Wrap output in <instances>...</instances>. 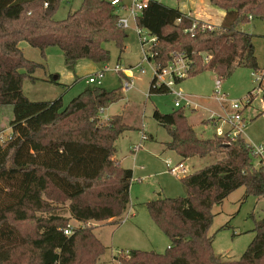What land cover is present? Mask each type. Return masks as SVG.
<instances>
[{"label":"trees","instance_id":"1","mask_svg":"<svg viewBox=\"0 0 264 264\" xmlns=\"http://www.w3.org/2000/svg\"><path fill=\"white\" fill-rule=\"evenodd\" d=\"M61 1L0 0V105H11L14 115L11 137L0 141V264H99L106 247L91 228L80 227L66 236L69 219L52 214L41 220L37 214L52 212L50 202L67 201L71 218L80 224H116L130 204L134 173L122 168L114 156L117 141L131 127L123 116L103 124L99 118L101 109L122 99L121 91L89 85L65 109L61 98L33 102L23 93L24 79L40 65L25 58L22 42L42 54L59 47L71 71L83 60L108 63L105 44L114 42L121 54L124 51L127 32L118 27V16L108 0H83L78 11L56 21ZM210 2L225 12L218 28L200 22L186 33L193 19L157 1L138 19V25L158 39L154 58L158 66H168L174 54L188 62L186 77L178 84L208 70L218 79L230 78L239 68L261 71L254 36L241 26L250 17L264 21V0ZM29 66L34 68L27 72ZM46 82L61 85L53 77ZM170 93L165 86L157 87L155 79L151 81L149 97ZM153 118L169 132L165 148L183 161L216 155L218 160L181 179L186 197L145 203L170 240L166 253L132 250L120 263L264 264V218L255 220L254 239L238 260L216 255L215 237L209 236L213 207L221 206L232 193L245 188L246 197L264 198V166H254L245 139H200L184 109L171 114L154 110ZM25 223H35L37 233L26 235L21 229Z\"/></svg>","mask_w":264,"mask_h":264},{"label":"rangeland","instance_id":"2","mask_svg":"<svg viewBox=\"0 0 264 264\" xmlns=\"http://www.w3.org/2000/svg\"><path fill=\"white\" fill-rule=\"evenodd\" d=\"M155 1L174 9L186 7L187 11L192 12L205 9V21L209 20L205 22V26L209 28H218L212 21L217 20L224 12L222 8L213 5L210 0H204L203 4L200 0ZM82 3L83 0H62L54 19L56 21L67 19L70 13L81 8ZM241 29L254 36L253 42L261 69L260 73L264 75V21L252 19L247 24H243ZM126 34L122 54L116 43L105 44L106 49L110 52L108 63L103 65L96 64L91 60H83L77 64L74 71L65 66L64 55L59 47H50L42 54L38 49L22 42L20 48L25 58L40 65V67L35 68L32 75L29 74L24 79V95L33 102H50L61 98L62 107L65 109L89 87L87 83L89 78L102 71L104 67L114 69L117 64H120L132 68L142 62V52L135 33L128 31ZM173 56V62L182 58L181 54H174ZM178 65L182 67L183 63L179 62ZM144 66L148 70L145 75L139 74L135 70L132 71L135 77V85L129 91L124 89L120 74L107 72L103 78V89L120 90L122 93L120 101L106 108L104 117L107 115L109 117L123 116L125 125L131 127V130L125 132L117 141V153L114 160L116 162L118 160L122 168L133 170L134 178L130 189L129 206L132 208L131 214L124 213L116 224L90 222L83 226L91 228L106 247V253L101 257L99 264H121L120 260L128 258L129 252L132 250L166 253L170 246V240L156 226L145 203L155 200L157 197L158 199L183 198L187 194L181 178L170 174L165 164L166 160L178 161L169 153L170 151L164 153V145L170 141L169 132L153 118L154 110L163 114H171L180 109L175 108L174 96L171 93L169 95L148 96L154 73L149 69L148 64H144ZM33 68V66H29L27 72ZM254 74L248 68H239L230 78L221 79V93L225 95V106L223 107L221 106L222 103L218 102L216 94L218 75L212 70L187 78L177 85V90L190 96L194 101L192 108L182 109L185 111L188 123L193 126L200 139L208 140L214 136V129L210 126L214 121L211 120V116L219 113L221 117H226L229 113L228 106L233 101H239L242 106L248 104V94L257 89L259 85ZM32 77L37 80H32ZM51 77H60L61 85L46 82L51 80ZM262 89L264 95V84ZM263 95L259 94L253 97L252 104L247 106L244 111L247 122L244 139L249 145L264 146ZM13 119V107L1 104V142H5L11 137L10 122ZM101 124H103L102 121ZM143 133L148 136V140L143 141V148L140 149L141 154L136 153L138 154L136 157L132 150L142 142ZM217 160L218 155L206 158L193 157L186 159L187 162L184 167L188 174H191ZM259 162V159L254 160V166L258 168ZM159 195L162 196L159 197ZM55 197L58 198V194ZM69 204L70 202L67 201L62 204L50 202L53 211L38 213L37 217L44 220L54 214V216L69 219L68 225H72L75 229L82 228L79 222L71 218L68 211ZM212 214L215 217L209 230V236L215 237L214 253L224 260H238L254 239L255 220L264 218V198L246 197L245 188H240L225 199L221 206H214ZM124 219H127L126 222H123ZM21 225L23 226L21 229L26 235L37 233L35 223ZM17 226L19 225L17 224Z\"/></svg>","mask_w":264,"mask_h":264},{"label":"built area","instance_id":"3","mask_svg":"<svg viewBox=\"0 0 264 264\" xmlns=\"http://www.w3.org/2000/svg\"><path fill=\"white\" fill-rule=\"evenodd\" d=\"M108 1L115 8V13L118 16V27L122 28L126 32L133 31L135 33L142 52V62L132 68H127L120 64H117L114 69L104 67L102 71L89 78L87 82L88 85L97 87L103 86L104 75L107 72H114L120 74V76H123L122 80L124 83V89L127 91L132 90L135 85V77L132 71L135 70L139 74L145 75L148 73V70L145 68L144 64H148L149 69L152 70V72L154 73L156 86H165L170 90L171 94L174 96L175 108H192L194 105L193 99L190 96L184 94L182 91L177 90L178 80L186 77L187 70L189 68L188 62L182 56V58L177 60V62L172 61L168 66L164 68L158 66L154 62V58L156 56L155 47L158 44V39L156 36H153L146 28L140 27L138 25V19L142 16L143 12L149 7L150 3L155 0ZM185 15L189 18H192V16L190 15ZM250 20L252 21V17H250ZM180 21L181 20H179L178 22L180 23ZM199 23V20L193 19V25L190 30L186 31V33L193 32ZM179 62L183 63L182 67H179ZM184 62H186V64H184ZM254 77L259 85L258 88L250 96H248L249 100L246 106H242L239 101H233L228 106L229 113H227L228 115L226 117H212L211 120H214L215 122L212 121L211 126L213 127V129H215V136L226 137L230 140H234L237 137L244 138V133L247 128V122L244 117L245 108L249 106L250 101L253 102V97L258 96L259 94L263 95L262 85L264 84V75L258 72L254 74ZM216 88V94L218 96L217 100L218 102L224 104L225 95L221 93V79L217 81ZM255 92L257 93L254 94ZM104 113L105 109H101L99 112V118L102 122H107L109 121V119H106L104 117ZM144 140H148V136H146L145 133H143L142 142L139 145L135 146L134 150L138 151L139 149H141ZM249 147L251 149V156L253 160L259 159V165L262 164L264 166V146L249 145ZM184 166L185 165L182 162L177 165H172L171 163L167 164L168 172L177 178H183L186 175H189L187 169ZM81 225L82 227L84 226L83 224ZM74 229L75 228L72 225H68L64 231L65 235L71 236L74 232Z\"/></svg>","mask_w":264,"mask_h":264},{"label":"crops","instance_id":"4","mask_svg":"<svg viewBox=\"0 0 264 264\" xmlns=\"http://www.w3.org/2000/svg\"><path fill=\"white\" fill-rule=\"evenodd\" d=\"M201 1V3L203 4L204 3V0H200ZM183 13H185V14H187V15H190V16H192V18L193 19H195V20H199L200 22H203V23H205V22H208V21H205V9L203 10V9H199V10H197V11H194V12H192V11H187V9H186V7L185 8H182V9H180ZM204 12H203V11ZM203 12V13H202ZM224 16H225V12H223V15L222 16H220L219 18H217V20H215V21H212L213 22V24H215V26H220L221 24H222V21H223V18H224ZM210 18V17H209ZM211 22V23H212ZM26 45H28L27 43H26ZM29 46V45H28ZM21 47V46H20ZM81 62V61H80ZM21 72L22 73H24L25 71L24 70H21ZM54 78V77H53ZM54 80H56V81H59V83H60V77H56V78H54ZM221 104V103H220ZM221 106L223 107V106H225V104H221ZM107 110L105 109V112H106ZM107 115V114H106ZM213 116H221V115H219V113L217 114V115H213ZM213 116H211V117H213ZM112 117H114V116H106L105 118L106 119H110V118H112ZM124 122H125V120H124ZM210 126H211V124H210ZM205 128H208V127H205ZM213 128V127H212ZM214 136H215V129H214V134H213ZM214 136L212 137V138H214ZM168 143V142H167ZM166 144V143H165ZM137 146V145H136ZM141 148H143V144H142V147ZM167 151H169V150H167L166 148H165V145H164V153L165 152H167ZM132 152L134 153V154H136V153H138L139 152V154H141V150L139 149L138 151H136V150H132ZM171 155H173V157L175 158V159H177L178 161L177 162H173V161H171V160H166L165 161V164H166V166H167V164L168 163H171L172 165H177V164H179V163H181V162H184L183 164L185 165V163L187 162L186 160L185 161H183L182 160V158L181 157H179L174 151H170L169 152ZM138 154H136L135 156L136 157H138L137 156ZM195 158H197V157H195ZM118 161V160H117ZM168 168V167H167ZM133 171V170H132ZM134 173V172H133ZM193 173V172H192ZM182 179V178H181ZM162 195H159V197H161ZM156 199H158V197L156 198ZM148 202V201H147ZM131 206H132V204H131ZM131 211H132V208L130 207V206H128V209H127V211L125 212V213H129V214H131ZM126 220L127 219H124V221L123 222H126ZM112 221H108V222H104L105 224H112L111 223Z\"/></svg>","mask_w":264,"mask_h":264}]
</instances>
